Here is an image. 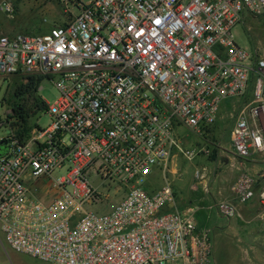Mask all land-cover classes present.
Returning <instances> with one entry per match:
<instances>
[{
	"label": "built area",
	"instance_id": "built-area-1",
	"mask_svg": "<svg viewBox=\"0 0 264 264\" xmlns=\"http://www.w3.org/2000/svg\"><path fill=\"white\" fill-rule=\"evenodd\" d=\"M59 3L64 24L26 35L5 32L17 8L0 0V76L43 77L59 91L49 126L39 117L24 139L11 131L0 140L7 245L48 264H214L211 230L179 209L171 183L151 190L150 179L178 154L211 153L185 150L177 131L202 136L229 98L243 103L232 112L234 154L264 156V52L235 33L247 16L264 18V0ZM255 183L241 173L219 213L235 217ZM111 185L121 199L96 213ZM259 198L264 205V189Z\"/></svg>",
	"mask_w": 264,
	"mask_h": 264
},
{
	"label": "rangeland",
	"instance_id": "rangeland-1",
	"mask_svg": "<svg viewBox=\"0 0 264 264\" xmlns=\"http://www.w3.org/2000/svg\"><path fill=\"white\" fill-rule=\"evenodd\" d=\"M9 1L17 8V18L10 24L14 28V33L37 35L41 32L47 31L55 24H64L67 21V15L64 13V6L59 3V0ZM81 1L87 2L88 0ZM70 8L74 13L79 12L73 7ZM235 33L237 43L241 47L247 48L253 53H259V50L260 52H264V18L253 19L247 16L245 24L236 27ZM21 77L22 76L20 75L0 76V122L3 123V125L0 126V140L6 139L11 134L12 130L6 125V120L7 116L11 114L12 103L14 102L13 92L19 84ZM39 95L48 105H52L58 99L59 91L51 80L44 79L39 89ZM235 100L237 99L229 98L223 103L222 110L224 109L225 111V109H229V111L223 122L215 126V134L210 136V139L213 137L217 143H219V140H222L223 146L228 150H230L231 147L230 131L235 123V118L232 115V112L243 107V103L240 107H238V105L228 107V105L231 106L232 102ZM50 122L51 118L47 113L41 114L38 119V125L41 128H46L50 125ZM177 133L182 136L184 139L183 142L185 141L182 143V147L185 150L201 148L198 144L201 142L202 136L193 130L182 128L180 131H177ZM208 156L209 157L200 155L193 160H187L182 155H179L177 158L173 159L170 164L171 168H174L177 171L176 174L165 175V177H169L170 180L173 179L175 190L182 194L183 198L179 203V208L183 213H186L188 209L193 210L195 207L208 209V207L211 205L214 206L215 203L218 202L220 192H223L226 196L231 193L230 190L232 184L230 182L232 177L237 173V165L234 163L233 158L226 157L225 159H217V153L215 152H211ZM198 167H206L207 171L205 173L209 170L217 169L218 176L215 178L216 175H214L212 185L210 186L213 197L209 193H204L205 187L200 186V191L198 193L191 191ZM162 178L163 174L160 171L153 174L150 179L151 186L157 185L159 187L163 182ZM97 185L98 183L96 182L95 186ZM259 187L263 188L264 186ZM146 189L148 190V186ZM151 190H153L152 187ZM100 191L107 198L103 199L102 202L92 205V209L99 214L111 212L117 202L121 199L122 193H124L123 191H117L114 185H111L110 187H102L100 188ZM190 196H192L191 200H189ZM195 196L199 197L194 198ZM255 200L256 205L253 210L255 211V224L243 223L247 227L252 226V233H260L259 236L261 235L262 239H260L259 245L246 238L240 239L242 237L238 236L236 231H232L231 226L227 227L230 223L229 220L236 218V216L233 218L219 217L215 206L214 213L216 218H214V220H209L212 222L208 223V226H199L200 230L210 229L212 232L214 242V264H264V216L260 215L264 213V205L261 203L259 196ZM216 222L224 226H215L217 225ZM219 227H222L223 229L215 233L216 229ZM0 264L48 263H44L28 255L13 251L7 245L5 238L0 233Z\"/></svg>",
	"mask_w": 264,
	"mask_h": 264
},
{
	"label": "crops",
	"instance_id": "crops-1",
	"mask_svg": "<svg viewBox=\"0 0 264 264\" xmlns=\"http://www.w3.org/2000/svg\"><path fill=\"white\" fill-rule=\"evenodd\" d=\"M13 29H14L13 26L8 24L5 27V32L8 34H15ZM241 104H242V102L240 100H235L232 102V105L231 106L228 105V107H232V106L234 107L237 105H238V107H240ZM222 107H221V110L219 112V116H218V120H217L216 124L214 126H212L211 128H208L206 130V132L202 135L201 142L198 145L201 146V148L209 149L212 153H214V152L217 153V159L218 158L225 159L226 157H232L233 158L234 163H236V165H237V173L232 177L231 182H230L231 184H233L234 181L237 179V177L243 172H247V173L251 174L252 176H254V178L256 180V183H255V193L256 194H255L254 198L256 199V198H258L259 193L264 188V187L263 188L259 187V186H264V156L255 155V156H252V157L246 158V159L239 158L234 154L232 146L230 147V150H228L223 146L222 140L221 141L219 140V143H217V141H215V139H213V137H212V139H210V136H213L215 134V126L220 124L221 122H223L225 116L227 115V113L229 111V109H225V111H226L225 112L224 109L222 110ZM230 133H231V131H230ZM220 138H221V135H220ZM183 140H182V143L185 142V141L183 142ZM230 141H231V139H230ZM178 156H179V154L174 156L172 158V160L177 158ZM205 157H209V156L205 155ZM172 160H171V162H172ZM171 162H170V164H171ZM198 170H200L203 173L202 174L203 178L200 180L196 179V175H195V180H194V183L192 184L191 191L198 193L200 191V186L205 187L204 193H209L213 197V195L211 194V187L210 186L212 185L214 175H216L215 178L218 176L217 175V173H218L217 169L209 170L207 173H205L207 171L206 167H201V168L198 167L196 171H198ZM176 172L177 171L174 168H171V165H170V172L168 173V175H175ZM166 178L167 179H165V176L163 175L162 181L164 183L162 182L159 187L157 185L152 186V188H153V190H158L161 187H163L166 183H168V182L171 183V185L173 186V189L175 191L176 199H177L178 207H179V203L182 201V198H183L182 194L175 190V187L173 184V179L170 180L169 177H166ZM197 197H199V196H195L194 198H197ZM191 198H192V196L189 197V200H191ZM231 199H233V196L231 193L226 196L223 192H220L219 200L214 205L216 210H217L219 217H223V216H221V214L218 211V203L221 201H224V200H231ZM255 199H252L250 202H247L244 205H240L238 208V214L236 215V218L229 220L230 223L228 224L227 227L231 226L232 231H236L237 235L242 237L240 239L246 238V239H249V240L255 242V244L259 245V241H260V239H262V236L261 235L259 236L260 233H257V232L252 233V231H251L252 226L247 227L244 225V223L255 224V222H254V220H256L254 217L255 211H253L254 206L256 205ZM214 206L211 205L210 207H208V209L195 207V209H193V210L188 209L186 214L188 213V214L192 215L195 218L198 226H206V225L208 226V223L212 222L209 220H211V219L214 220V218H216L215 213H214V209H215ZM260 215L264 216V213H262ZM257 217H258V214H257ZM213 222H215V221H213ZM216 224L217 225H215V226H224L222 224L220 225L218 222H216ZM221 229H223V228L219 227L218 229H216L215 233L219 232V230H221Z\"/></svg>",
	"mask_w": 264,
	"mask_h": 264
},
{
	"label": "trees",
	"instance_id": "trees-1",
	"mask_svg": "<svg viewBox=\"0 0 264 264\" xmlns=\"http://www.w3.org/2000/svg\"><path fill=\"white\" fill-rule=\"evenodd\" d=\"M22 76L16 86L11 114L7 116V126L24 139L35 126V121L48 110L47 102L39 95L43 77Z\"/></svg>",
	"mask_w": 264,
	"mask_h": 264
},
{
	"label": "water",
	"instance_id": "water-1",
	"mask_svg": "<svg viewBox=\"0 0 264 264\" xmlns=\"http://www.w3.org/2000/svg\"><path fill=\"white\" fill-rule=\"evenodd\" d=\"M3 143H5V141Z\"/></svg>",
	"mask_w": 264,
	"mask_h": 264
}]
</instances>
